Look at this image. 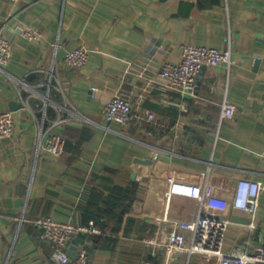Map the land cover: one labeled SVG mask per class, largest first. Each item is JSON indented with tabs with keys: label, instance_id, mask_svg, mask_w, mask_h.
<instances>
[{
	"label": "crops",
	"instance_id": "obj_1",
	"mask_svg": "<svg viewBox=\"0 0 264 264\" xmlns=\"http://www.w3.org/2000/svg\"><path fill=\"white\" fill-rule=\"evenodd\" d=\"M26 28L38 38H26ZM0 32L13 46L0 72V113L15 119L13 136L0 142V264H57L35 221L87 224L92 189L108 195L132 182L137 200L120 229L74 237L68 251L86 250L89 264H219L186 252L167 262L158 246L197 208L189 199L167 204L174 175L227 200L239 180L260 183L255 217L234 209L223 215L231 222L223 252L249 239L261 244L264 0H0ZM183 45L230 50L234 63L229 72L205 67L195 94L183 95L160 78L166 64L180 62ZM78 48L89 55L80 70L65 63ZM114 97L132 106L125 126L104 119ZM225 104L234 107L232 118L223 117ZM64 110L82 120L65 128L66 151L54 158L46 129Z\"/></svg>",
	"mask_w": 264,
	"mask_h": 264
},
{
	"label": "built area",
	"instance_id": "obj_2",
	"mask_svg": "<svg viewBox=\"0 0 264 264\" xmlns=\"http://www.w3.org/2000/svg\"><path fill=\"white\" fill-rule=\"evenodd\" d=\"M24 36L30 40L38 38V33L32 28H26ZM13 54L12 43L0 32V72L4 71ZM89 60L88 52L83 48L74 49L65 55V63L76 70L84 68ZM230 50L221 51L208 46L183 45L181 47V60L177 64H166L160 78L172 89L183 95L192 96L196 92L197 78L205 67L216 68L225 66L228 72L233 65ZM60 111H62L60 109ZM132 106L129 101L114 97L105 107L104 119L109 124L125 126L130 121ZM64 115H58L52 120L46 129L48 134L46 152L51 157H60L65 150V128L75 120H82L80 115H72L63 111ZM60 113V112H59ZM234 107L225 104L223 117L232 118ZM152 121L154 116L148 115ZM15 119L12 112L0 113V142L13 136ZM45 134V135H46ZM264 159V149L261 154ZM152 160H158L154 154ZM262 191L260 183L241 179L237 182L235 191L230 200L211 194L205 185H194L171 177L166 192L167 204L175 198L193 200L196 204V212L188 221L176 222L179 232L170 233L166 241L161 245L166 255V261H171L174 256L186 252L189 256L201 254L213 257L219 264H264V239L258 247H252L251 239L245 247L238 248L229 254L223 252L224 238L230 220L223 215L230 209L240 210L256 216L259 208V199ZM41 229L40 240L52 245L51 258L57 264H89L90 258L86 250L78 251L72 260L68 254V245L74 237L82 235H100L101 230L93 221L84 225H76L70 222L61 223L50 217H39L35 221ZM253 229V226H250ZM149 245L152 244L148 241ZM167 264V263H166Z\"/></svg>",
	"mask_w": 264,
	"mask_h": 264
},
{
	"label": "trees",
	"instance_id": "obj_3",
	"mask_svg": "<svg viewBox=\"0 0 264 264\" xmlns=\"http://www.w3.org/2000/svg\"><path fill=\"white\" fill-rule=\"evenodd\" d=\"M47 112L49 117L56 115L53 109H48ZM67 145L68 139L66 138L64 152L66 151ZM138 188V184L132 182L126 189L118 187L110 189L108 195H105L99 189H92L90 191L84 207L85 220L87 223L93 221L95 226L101 230L100 235L93 237L101 239L107 232H117L120 229L123 223V217L132 209L137 200ZM102 203L106 205L105 208L100 207ZM128 223H133V220H129Z\"/></svg>",
	"mask_w": 264,
	"mask_h": 264
},
{
	"label": "water",
	"instance_id": "obj_4",
	"mask_svg": "<svg viewBox=\"0 0 264 264\" xmlns=\"http://www.w3.org/2000/svg\"><path fill=\"white\" fill-rule=\"evenodd\" d=\"M68 254H69V256H70V258H71L72 260H74V259L76 258V256H77L76 253H73V252H71V251H68Z\"/></svg>",
	"mask_w": 264,
	"mask_h": 264
}]
</instances>
